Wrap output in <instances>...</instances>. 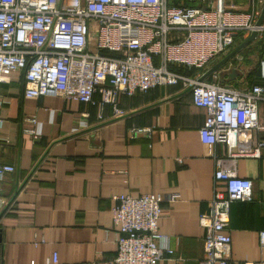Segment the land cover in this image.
<instances>
[{
  "label": "crops",
  "instance_id": "crops-1",
  "mask_svg": "<svg viewBox=\"0 0 264 264\" xmlns=\"http://www.w3.org/2000/svg\"><path fill=\"white\" fill-rule=\"evenodd\" d=\"M224 1L249 5V0ZM249 34H236L229 50ZM227 52L193 74L202 76ZM262 62L264 30L204 79L248 87L257 81ZM231 68L235 73L222 77ZM23 87L18 72L0 83V163L13 166L0 179V210L8 204L0 217V264H46L54 254L57 264H109L118 238L112 196L149 192L179 195L161 201L158 230L169 236L173 254L158 264H198L204 235L199 215L213 192L214 159L200 139L205 109L193 104L191 93L162 85L120 95L123 114L110 118L109 104L27 97ZM257 115L256 134L264 139V101ZM30 117L36 138L26 131ZM225 150L216 145L218 154ZM236 170L252 181V199L231 204L230 255L264 264V146L259 156L238 157Z\"/></svg>",
  "mask_w": 264,
  "mask_h": 264
},
{
  "label": "built area",
  "instance_id": "built-area-1",
  "mask_svg": "<svg viewBox=\"0 0 264 264\" xmlns=\"http://www.w3.org/2000/svg\"><path fill=\"white\" fill-rule=\"evenodd\" d=\"M264 0L247 7L224 0H0V83L23 75L27 97L60 95L102 107L119 117L120 95L162 85H180L205 109L200 139L214 159L213 192L199 215L204 229L198 264H255L231 257L230 207L252 199V181L239 176L238 157L259 156L264 139L257 105L260 82L244 88L208 81L169 68H202L234 44L235 35L264 30L256 25ZM97 97V98H96ZM99 118L106 120L103 115ZM26 128L33 138L35 118ZM223 144L224 154L216 152ZM13 166L0 163V179ZM177 193L115 194L111 211L118 229L109 264H158L173 254L169 236L158 230L161 201ZM264 246V230L260 232ZM54 254L46 264H57Z\"/></svg>",
  "mask_w": 264,
  "mask_h": 264
},
{
  "label": "water",
  "instance_id": "water-1",
  "mask_svg": "<svg viewBox=\"0 0 264 264\" xmlns=\"http://www.w3.org/2000/svg\"><path fill=\"white\" fill-rule=\"evenodd\" d=\"M264 21V4L261 8L259 17L256 21V25H261ZM258 34V31L255 29L253 31L250 32V34L241 42L237 43L231 50H229L219 61H217L216 63H214L202 76L201 78L204 79L207 75H209L210 73L218 70L219 68L223 67L226 63H228L230 61V59L243 47L245 46L248 42H250L251 40H253ZM235 73V69L231 68L228 69L227 71H224L221 73L222 77H224L225 75H229L232 76V74ZM8 204H6L3 208H1L0 210V217L3 214L4 210L6 209ZM0 240H1V233H0Z\"/></svg>",
  "mask_w": 264,
  "mask_h": 264
},
{
  "label": "trees",
  "instance_id": "trees-1",
  "mask_svg": "<svg viewBox=\"0 0 264 264\" xmlns=\"http://www.w3.org/2000/svg\"><path fill=\"white\" fill-rule=\"evenodd\" d=\"M229 51V50H228ZM183 67H185V69H187V71H185L183 69ZM169 68L172 69V70H177V71H180V72H183V73H187L189 75H194L193 72L196 71L197 68H194V67H186V66H178L176 64H170L169 65ZM258 79L257 81H255L254 83H258L260 82V71H259V74H258ZM253 83V84H254Z\"/></svg>",
  "mask_w": 264,
  "mask_h": 264
}]
</instances>
